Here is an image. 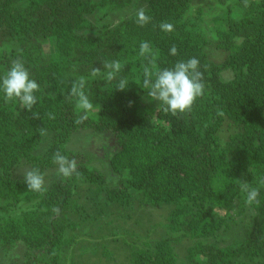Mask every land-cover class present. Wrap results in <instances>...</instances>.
Listing matches in <instances>:
<instances>
[{
	"label": "trees",
	"instance_id": "trees-1",
	"mask_svg": "<svg viewBox=\"0 0 264 264\" xmlns=\"http://www.w3.org/2000/svg\"><path fill=\"white\" fill-rule=\"evenodd\" d=\"M193 1L139 0L131 18L98 27L92 18L134 7V0H0V77L21 61L40 85L31 110L0 94V214L8 213L0 215L1 252L23 247L30 261L21 264H60L83 225L97 226L93 238L114 216L106 208L133 210L136 200L144 213L165 212L168 237L141 248L123 243L130 247L123 264H264V0H218L226 11L212 18L214 43L228 54L219 64L209 58L202 9L189 17ZM141 10L149 17L143 25ZM164 23L173 31H163ZM143 43L149 50L142 55ZM190 58L199 60L205 85L191 110L141 108L145 69ZM121 80L124 89L117 88ZM81 81L94 105L86 113L71 95ZM225 121L238 132L222 145ZM80 130L111 137L115 187H105L107 177L88 158L67 150ZM46 140L48 148L35 155ZM57 154L76 161L71 177L42 192L14 178L23 162L41 174L52 169ZM82 185L102 193L103 203L91 197L87 210L75 198ZM250 189L259 192L252 204ZM237 201L252 209L253 223L225 245ZM183 241L191 245L180 263L174 244ZM115 255L102 249L106 264H119Z\"/></svg>",
	"mask_w": 264,
	"mask_h": 264
},
{
	"label": "rangeland",
	"instance_id": "rangeland-1",
	"mask_svg": "<svg viewBox=\"0 0 264 264\" xmlns=\"http://www.w3.org/2000/svg\"><path fill=\"white\" fill-rule=\"evenodd\" d=\"M139 0H134V7H130L122 12H110L108 11L106 16L99 13L94 19L98 27H102L105 24L114 26L119 20L131 18L136 13V6ZM218 0H194L191 7V14L189 17H194V13L199 8L203 11V22L202 25L208 34V38L211 44L207 47L209 58L214 63H222L228 56L226 52L222 50H217L215 48V38L212 32V18L222 12L226 11V6L220 5ZM229 4V3H227ZM141 8V7H140ZM139 9V8H138ZM225 79H231L230 74L224 75ZM141 108H158V102L151 100L148 95L144 96L140 101ZM238 129H236L228 121H225L222 125L218 137L219 142L224 145L228 139L236 134ZM51 136L48 135V138ZM49 142L46 140L43 142L35 155L43 153L48 148ZM66 148L70 152L82 154L84 157L90 160L89 165L94 169L100 171L107 177L108 183L105 187H115L113 178L109 176L108 162L113 151V141L107 134H98L90 130H80L77 131L71 137L70 141L66 145ZM59 165L56 164L52 169L43 172L41 175L44 179V186H51L58 179H64L58 172ZM31 168L24 162L15 170L14 178L23 179L25 173L30 171ZM113 183V184H112ZM94 188L89 190L87 185H82L75 198H80L81 202L85 205L87 204V210L91 211L93 205L91 197L97 196L98 203H103V194H96ZM134 209L117 212L118 208H106V213L112 212L113 217H110L107 221L102 220L101 225L108 227H102L103 230L99 234H95L92 238L89 237L92 232H94L97 226H91L88 224L83 225L81 231L76 232L77 237L75 238V243L65 249L62 253V259L60 264H106L105 260L102 258V249L106 248L109 251L115 252L116 261L120 264L125 263L127 260V247L125 249V244L134 245L137 248L145 247V245H153L156 241L162 238L168 237L167 229L165 228V212H154L148 213L147 211L142 212L138 201L133 202ZM242 201H237L233 208L232 218L236 223L232 226L231 230L222 235V240H224L225 245L231 243L232 240L241 237L242 232L247 226L253 223L254 213L252 209L246 204H242ZM2 206V203H0ZM96 210H92L95 212ZM142 213V214H141ZM13 212H9V215ZM4 217L8 216V213H2ZM15 215V213H14ZM129 216V217H128ZM76 220V216H72ZM264 221V220H263ZM106 222V223H105ZM72 233L67 232L66 237L71 236ZM174 236V235H172ZM191 245L189 241H183L178 244L175 243V251L180 259V263H184L186 249ZM221 245H224L223 243ZM122 246V247H121ZM124 247V248H123ZM25 258V249L23 247H18L14 251L3 253L0 250V264H21L28 262ZM31 262H34L31 260ZM42 264V263H37Z\"/></svg>",
	"mask_w": 264,
	"mask_h": 264
},
{
	"label": "clouds",
	"instance_id": "clouds-1",
	"mask_svg": "<svg viewBox=\"0 0 264 264\" xmlns=\"http://www.w3.org/2000/svg\"><path fill=\"white\" fill-rule=\"evenodd\" d=\"M149 17L143 10L137 14V22L140 25L147 23ZM161 29L165 32H172L173 25L164 23ZM149 50L147 43L141 45V54ZM171 55L177 54V49H170ZM199 60L190 58L186 61L176 62L169 68H164L155 73L145 69L144 88L147 90L148 97L158 102V107L164 112L173 115L190 111L196 99L203 95L205 85L202 81V73L199 71ZM112 73L108 74L111 79ZM127 82L121 80L117 88L124 89ZM83 82L73 85L71 95L77 98V107L85 113L93 109V103L82 91ZM40 90V85L30 77L29 71L21 61L14 62L6 72L0 77V94L8 100H18L26 110H31L38 102L36 93ZM43 134V133H42ZM55 162L59 165L58 172L65 178L71 177L77 170L74 159L57 154ZM23 183L27 189L33 192L44 191V179L39 169L33 168L25 173ZM258 190L250 189L247 191L246 201L249 204L257 201Z\"/></svg>",
	"mask_w": 264,
	"mask_h": 264
}]
</instances>
